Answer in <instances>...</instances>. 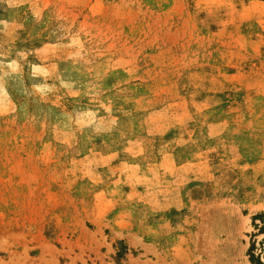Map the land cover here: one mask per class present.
Returning <instances> with one entry per match:
<instances>
[{"label":"rangeland","instance_id":"1","mask_svg":"<svg viewBox=\"0 0 264 264\" xmlns=\"http://www.w3.org/2000/svg\"><path fill=\"white\" fill-rule=\"evenodd\" d=\"M0 264H264V0H0Z\"/></svg>","mask_w":264,"mask_h":264}]
</instances>
